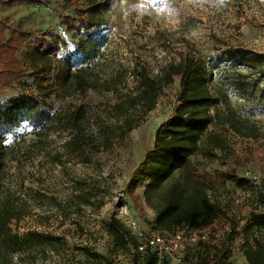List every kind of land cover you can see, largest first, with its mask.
<instances>
[{
  "label": "rangeland",
  "instance_id": "374dc122",
  "mask_svg": "<svg viewBox=\"0 0 264 264\" xmlns=\"http://www.w3.org/2000/svg\"><path fill=\"white\" fill-rule=\"evenodd\" d=\"M43 2L0 0V18L6 23L4 36L8 38L16 27L30 32L51 27L58 42L56 56H68L72 70L90 66L91 77L97 79L96 89L67 95L53 92L49 114L64 116L67 110L80 106L87 119L86 132L95 134L98 148L87 145L81 153L72 150L70 130L60 124L48 125L40 135L35 133L38 125L28 120L0 128L2 142L14 148L12 161H7L6 184L12 188L20 185L27 191L33 188L39 197L32 213L12 221L10 226L20 235L36 231L55 237L60 248L59 255L47 246L28 250L31 255L25 254L15 262L84 264L81 248L88 246L105 255L109 264H139L130 246L110 253L106 222L110 216L122 223L125 217H132L143 229L153 228L154 209L143 197L146 181L140 163L153 148L157 125L176 105L179 76L174 75L160 89L155 106L146 114L139 117L137 110L127 112L134 118L127 132L115 127L123 115H117L112 106L135 94V76L140 68L150 76L162 75L166 64L182 54L191 53L206 62L210 85L234 69L254 71L222 52L240 47L264 60V0H97L103 24L91 33L94 44L86 51L75 50L80 34L67 30L59 18V14H72L82 6L81 0ZM82 36L86 39L85 34ZM16 55L22 79L0 91V101L20 88L25 92L33 89L24 46ZM228 96L238 112L258 126L261 135L244 137L211 124L210 130L224 136L226 149L215 148L211 153L200 149L162 186L174 179L199 181L217 202L218 214L211 227L214 234L208 241L190 246L185 258L190 263L201 252L203 264H247L242 254L244 227L255 208L257 192L264 189V92L255 98H243L232 91ZM106 131L109 143L102 145L99 141ZM81 180L96 193L94 205H84L78 211L72 207L61 215L55 205L66 200ZM97 198L103 201L100 207Z\"/></svg>",
  "mask_w": 264,
  "mask_h": 264
},
{
  "label": "trees",
  "instance_id": "16d2710c",
  "mask_svg": "<svg viewBox=\"0 0 264 264\" xmlns=\"http://www.w3.org/2000/svg\"><path fill=\"white\" fill-rule=\"evenodd\" d=\"M21 1L44 4L43 0ZM81 4L82 6L76 7L72 14H59V18L67 30L80 34L75 50L86 51L93 46L91 33L103 24V18L101 4H98L97 0H81ZM5 29L6 23L0 18V91L8 90L14 82L19 83L22 79L16 55L22 46L31 67L33 89L25 92L20 88L17 93L0 101V128L17 126L28 120L38 125L35 133L40 135L48 125L60 124L70 130L68 143L72 150L81 153L87 145L98 148L95 134L86 132L87 119L80 106L67 110L64 116L49 114L53 92L67 95L87 88L96 89L97 79L91 77L93 72L90 66H80L72 70L68 56H56L58 42L51 27L38 32L16 27L8 38L4 36ZM82 34H85L86 39ZM222 53L224 57L249 65L254 71L243 72L234 69L233 73L226 74L221 81L210 85L206 62L194 54H182L178 60L166 64L162 75L150 76L140 68L135 76V94L126 95L123 100L112 106L117 115H123L121 122H117L115 127H118L121 133L127 132L133 127L134 121L133 116L127 112L134 109L138 111L139 117L146 114L155 106L160 89L170 83L174 75L179 76L180 89L176 105L172 113L157 125L153 148L140 163L142 178L146 181L143 197L154 209L152 227L155 229H201L211 225L217 218V202L209 196L199 181L183 182L174 179L162 187L176 170L186 167L189 157L200 149L207 153H211L215 148L226 149L224 136L210 130L211 124L230 129L244 137L261 135L258 126L231 104L228 91L243 98H255L262 94L264 60L261 55L240 47H229ZM107 85L108 83H105L104 87H108ZM99 143H109V132H103ZM13 149L12 146L4 144L0 136V264H17L15 261H21L23 255H31L28 250L44 246L56 255H59L60 250L58 239L55 237L36 231L20 235L10 226L12 221L30 215L39 200L33 188L27 191L20 185L18 188H12L6 184L7 161H12ZM82 181H78L80 186H75V191L66 200L55 205L61 215L65 216V211L72 207H76L78 211L84 205H94L96 193L93 188L86 186L87 181ZM97 199V207H100L103 201L101 198ZM105 229L110 238L111 254L123 251L129 246L133 249L137 243L125 224L114 216L108 218ZM244 230L242 254L247 264H264V189H260L256 194L255 208L250 211ZM202 243L204 242L197 244ZM81 249L85 255L84 264H109L106 256L100 252L88 246ZM186 256L187 254L185 258ZM204 260L205 257L198 252L194 260L188 263L203 264ZM137 261L139 264H167L166 261H158L151 252L138 256Z\"/></svg>",
  "mask_w": 264,
  "mask_h": 264
},
{
  "label": "built area",
  "instance_id": "2783aa9c",
  "mask_svg": "<svg viewBox=\"0 0 264 264\" xmlns=\"http://www.w3.org/2000/svg\"><path fill=\"white\" fill-rule=\"evenodd\" d=\"M250 175L255 178L253 174ZM123 223L137 240L132 250L138 256L151 252L158 261H166L167 264H188L185 261V254L190 246L198 242H206L214 234L211 231L213 223L201 229L176 227L172 230L155 228L146 230L132 217H125Z\"/></svg>",
  "mask_w": 264,
  "mask_h": 264
},
{
  "label": "crops",
  "instance_id": "0c3cea01",
  "mask_svg": "<svg viewBox=\"0 0 264 264\" xmlns=\"http://www.w3.org/2000/svg\"><path fill=\"white\" fill-rule=\"evenodd\" d=\"M215 220H216V219H215ZM213 224H215V222H214ZM213 224H212V225H213Z\"/></svg>",
  "mask_w": 264,
  "mask_h": 264
}]
</instances>
